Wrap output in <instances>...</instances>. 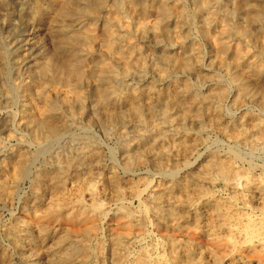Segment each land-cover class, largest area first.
Masks as SVG:
<instances>
[{
	"label": "bare ground",
	"instance_id": "1",
	"mask_svg": "<svg viewBox=\"0 0 264 264\" xmlns=\"http://www.w3.org/2000/svg\"><path fill=\"white\" fill-rule=\"evenodd\" d=\"M150 14L157 17L152 24L145 21ZM12 15L10 0H0V26H10ZM19 17L24 38L38 49L28 60L23 112L37 148L17 149L12 189L64 137L77 143L71 155L46 161L52 168L36 169L27 219H16L7 230L18 254L25 261L42 255L46 264H102L106 250L109 264H264V174L249 177L238 168L240 150H230V157L210 156L175 179L201 145L200 137L192 138L181 126L197 123L204 114L237 144L264 150V120L257 114L235 122L220 119L228 86L219 74L205 70L195 42L188 40L197 19L200 34L215 49V65L239 91L233 103L255 101L264 109V0H195L194 11L167 0H31ZM151 48L160 50L156 54ZM7 49L0 37V80L6 82L11 77ZM6 82L2 86L8 90ZM93 124L118 138L125 175L99 172L101 149L95 139L72 133L76 128L89 132ZM136 167L152 168L158 180L146 197L155 223L183 232V240L168 235L165 255L139 238L150 234L147 207L137 212L127 206L133 200L144 205L152 183L136 179ZM6 170L0 163V202L10 193ZM162 178L171 181L161 184ZM218 180L230 197L211 189ZM108 195L116 210L106 247L100 224L108 215L103 203ZM58 220L65 228H52Z\"/></svg>",
	"mask_w": 264,
	"mask_h": 264
},
{
	"label": "rangeland",
	"instance_id": "2",
	"mask_svg": "<svg viewBox=\"0 0 264 264\" xmlns=\"http://www.w3.org/2000/svg\"><path fill=\"white\" fill-rule=\"evenodd\" d=\"M30 2L31 0H29V2L28 0H10V4L12 7V11H13V15L11 16L12 23L10 24V26H0V37H2L4 40L8 42L7 65H9L8 69L10 70V74H11V77L7 82L4 80H0V163L6 165V168H7L6 172H7V177H8V190L10 193L12 191L14 193V195L12 194L9 195L10 193L5 194V196L0 202V264H46V260L42 255L41 256L35 255L32 258H30L28 261H25L15 250L14 244L12 242V239L8 235L7 230L14 224L16 219H21V220L27 219V214L25 212V209H26L25 204H27V199L31 198L33 194V183H34L35 173L37 172V170L43 166L52 168L51 163L45 164L46 161L49 162L50 158L54 157V155L55 157H60V154H63V153L71 155L73 152L72 146H74L77 143V141L73 139L72 136L64 137L60 141V144L56 148H54V150L51 153L47 155L39 156L34 162V167L32 168L30 175L27 178H25L23 181H21V183L16 187V190L12 189L11 180L13 176V173H12L14 169L13 164L15 162L14 159L16 158L17 149L18 150L22 149V150L29 151V152H35L37 148L36 144L33 143V141L31 140L29 131L27 130L26 127H24L25 124H24V118H23V114H24L23 112H24V107L26 103L24 102L26 101L25 86L29 80L28 76H25L28 65L30 63V62L28 63V60L36 58L38 55V49L36 48L33 41L31 42V40L25 39L26 37L24 38V34H23L24 31H23V28H21L23 25L22 23H20V17H19L21 11L24 10L26 4H30ZM167 2L172 7H175L182 3L186 6V8L189 11L195 10V0H167ZM154 16L155 15L150 14L145 20L146 23L149 22L148 24H152L153 23L152 20L153 21L155 20L154 22H156L157 17L155 16L156 19H154ZM170 27L172 28L171 29L172 32H174V30L176 29L174 27V24H171ZM189 34L190 35H189L188 40H191V41L193 40L195 42L193 43L197 47L200 55L202 56V64L205 70L209 74H219L222 78V83L228 86L229 90H228L227 96L225 97L227 102L225 99L222 101V104H221L222 115L220 116V119L222 120L226 119V120L235 122L237 119L242 118L243 115H248L252 112L251 114H257L260 117V119L264 120V109H262L257 102L241 100L242 104L233 103L236 97L237 98L240 97L239 91L237 90L236 85H234L233 82L231 83L230 80L227 78L225 70L215 65L214 63V57L216 56L215 49L212 43L207 41L200 34V31L198 29L197 19H195L192 25L190 26ZM146 43L148 44V42ZM151 50L157 54V52L160 49L151 48ZM173 52L175 54L178 52V50L177 52L173 50L172 53ZM175 72L176 71L173 72L174 76L175 75L176 77L182 76V73H180L179 71H177L176 73ZM186 77L188 78L189 81L193 83L196 82L194 75L189 74ZM228 81L230 82V84ZM4 82H6L8 90H6L3 87L4 85L2 86ZM209 119H210L209 116L204 114L202 115V117L199 119L197 123H189V124L185 123L181 126L182 128H188L191 130L192 138L200 137L199 139L201 141V145L198 146L199 148L197 147L196 153L193 156H190L188 160V161H193L191 162L192 164L189 167L183 168L182 171H180V173L175 177V179L182 178V176L187 174L190 170L197 168L200 163H202L204 160H207L210 156H213V155H222V156L225 155L226 156L227 155L228 157H230L232 155L231 154L232 152L230 150H233V149L237 151L240 150L239 152L243 155L242 159H236V165L238 168L242 167L241 170L244 171L246 175L249 177H254V178L263 177L264 162H262V160H264L263 159L264 150L261 147L260 148L258 147L259 149L258 148L254 149L251 146H249V144L247 143L239 142L237 144V142H235L234 139L227 137L223 133V131H220L217 128H215L213 126V123H211ZM206 125H208L209 127ZM100 129L101 127L98 124H93L91 127V131L89 132H85L81 130L80 128L79 129L76 128L75 130L72 131V133H74V135L77 134V136H80L83 138L92 137L93 139H95L96 144L101 149L100 163L97 168L99 169V172L100 171L101 172L116 171L121 176L125 175V171L123 168V162H124V157H125L124 149L120 147L118 138L116 136L114 137V135H105L103 130L102 129L100 130ZM126 129H127V132L131 133L130 135L133 138L132 126L128 125ZM225 137H227V139ZM149 140L152 141V139H149ZM211 140L213 141L211 142ZM209 143H210V146L205 147L206 145H209ZM211 143L212 145L213 144L214 145L212 146ZM215 145H218V146H215ZM245 152H248V153L246 154ZM256 162L261 163V164L259 165ZM168 166L169 168H173L171 161L168 163ZM132 174H134L133 176L136 179L140 177L144 180L152 182L151 186L148 189H146L145 193L143 194L142 198L144 201V205H140V204H143V202H140L138 200L129 201L127 203V206L130 209L137 211V212L142 211L140 210L142 209V206L147 207V209L145 210L146 216L149 219H151V222H152V224L148 226V232H150V234L143 236V237H139V238L145 237V242L147 244H149L150 246L151 245L157 246L158 252H160L159 254L165 255L167 254L168 235L173 234V235H176L178 239L183 240L184 239L183 232L179 231L178 228H172L170 226L162 227L161 225L155 223L156 221L153 219V216L151 215L150 203H148V200H146V197L149 194H151V188L157 185V182H158L155 176L154 170L152 168L143 169L142 167H136L135 170L132 172ZM169 180L171 181V179ZM169 180L168 178L166 179L162 178L160 182L161 184H168L170 182ZM211 189L215 193L225 198L230 197L231 195L230 189L225 185V182L223 180H218L214 184V186L211 187ZM86 199H87V196H84V200ZM103 203L105 204V207L108 209V215L102 220L103 222L100 224L101 231L103 232V233L101 232L100 237L105 242L106 247H108L107 243L109 241L108 239L109 238V228H111V226L114 224L113 214L116 210L114 209L116 202L113 196L108 195L103 200ZM51 226L53 229L59 230L60 227L65 228L66 225L61 224L60 220H58L54 224H51ZM190 227H192L193 231L196 230L192 222H190ZM160 233L162 237L160 236ZM33 235H34L33 237L36 238L34 232H33ZM206 242H208L207 239H206ZM108 257L109 255L106 250L103 256V259L100 261V263L109 264Z\"/></svg>",
	"mask_w": 264,
	"mask_h": 264
}]
</instances>
